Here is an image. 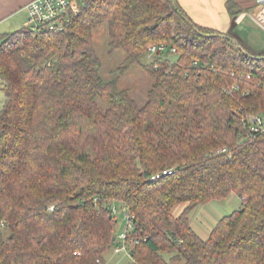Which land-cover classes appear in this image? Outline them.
<instances>
[{
  "label": "trees",
  "instance_id": "obj_1",
  "mask_svg": "<svg viewBox=\"0 0 264 264\" xmlns=\"http://www.w3.org/2000/svg\"><path fill=\"white\" fill-rule=\"evenodd\" d=\"M104 27L110 56L153 80L143 107L101 75ZM0 89V264H107L114 204L133 216L131 264H264V136L243 121L264 115V52L177 0H78L61 32L0 40ZM232 195L202 239L189 215Z\"/></svg>",
  "mask_w": 264,
  "mask_h": 264
},
{
  "label": "rangeland",
  "instance_id": "obj_2",
  "mask_svg": "<svg viewBox=\"0 0 264 264\" xmlns=\"http://www.w3.org/2000/svg\"><path fill=\"white\" fill-rule=\"evenodd\" d=\"M24 19L25 17L21 15ZM19 16V19L22 18ZM243 33L247 35L250 41L258 42L256 46H264V31L258 26H255L247 17L241 21L240 24ZM236 41H240L243 48L250 51L243 43L242 38L233 35ZM246 38V37H245ZM246 40H248L246 38ZM248 40V41H249ZM95 51L102 63L101 75L106 81H117L120 90L126 89L129 91L131 97L136 101L139 107H143L147 101L148 90L153 85V80L140 66H128L125 62L126 56L122 51H117L114 56H110L108 28L104 27L93 36ZM250 43V42H249ZM258 49V48H257ZM259 52V51H258ZM171 59L175 56L171 55ZM147 62H151L148 58ZM234 196V195H232ZM237 197H228L223 201H212L206 205L197 207L190 215L191 226L196 233L202 238L207 239L215 227V225L223 217L229 216L239 207ZM117 209L115 215L117 221V235L123 232L126 228V222L122 213L123 206L121 204H114ZM183 206H178L174 209V215L178 216ZM166 261L171 258L170 255L163 253ZM107 264H131V259L125 254H116L112 251L106 256Z\"/></svg>",
  "mask_w": 264,
  "mask_h": 264
},
{
  "label": "built area",
  "instance_id": "obj_3",
  "mask_svg": "<svg viewBox=\"0 0 264 264\" xmlns=\"http://www.w3.org/2000/svg\"><path fill=\"white\" fill-rule=\"evenodd\" d=\"M23 12L25 13V28L36 33L61 32L70 16L78 12V0H33L23 8ZM249 18L264 31V0H255V9L249 13ZM156 50V47L150 48L148 59L152 58L151 56L155 54ZM159 50H164V47H160ZM171 53L175 54V50L172 49ZM236 90H238V86L234 85L228 89V94H232ZM243 121L248 138L264 136V115H250ZM166 174H171V172H164V175ZM157 179H160L159 175L154 177V180ZM53 210L54 207L49 208V211ZM116 213L117 209H114V216ZM122 213L126 228L117 235L113 251L116 254H125L131 258L127 239L133 230V216L128 214L126 208H122Z\"/></svg>",
  "mask_w": 264,
  "mask_h": 264
},
{
  "label": "crops",
  "instance_id": "obj_4",
  "mask_svg": "<svg viewBox=\"0 0 264 264\" xmlns=\"http://www.w3.org/2000/svg\"><path fill=\"white\" fill-rule=\"evenodd\" d=\"M31 1L33 0H0V40L4 36L25 27V19L21 15L25 17L23 8ZM177 2L192 21L198 25L242 38L245 46L254 54L264 52V46H256L258 42L250 41L247 35L243 33V29H240L241 21L244 18L247 17L251 20L249 13L255 9V0H236V3L243 10L240 13L242 15L237 14V10H234L233 13L228 10V0H177ZM19 16L22 18L19 19ZM253 24L256 26L254 22ZM3 103L4 95L0 89V110Z\"/></svg>",
  "mask_w": 264,
  "mask_h": 264
},
{
  "label": "water",
  "instance_id": "obj_5",
  "mask_svg": "<svg viewBox=\"0 0 264 264\" xmlns=\"http://www.w3.org/2000/svg\"><path fill=\"white\" fill-rule=\"evenodd\" d=\"M231 40H233V39H231ZM113 241H115V239Z\"/></svg>",
  "mask_w": 264,
  "mask_h": 264
}]
</instances>
